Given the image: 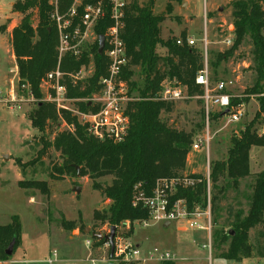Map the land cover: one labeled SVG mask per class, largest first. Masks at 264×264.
Wrapping results in <instances>:
<instances>
[{
    "label": "trees",
    "instance_id": "16d2710c",
    "mask_svg": "<svg viewBox=\"0 0 264 264\" xmlns=\"http://www.w3.org/2000/svg\"><path fill=\"white\" fill-rule=\"evenodd\" d=\"M156 2L147 0L141 4L138 0H126L122 39L129 64L123 78L128 82L130 95H135L139 100L128 103L130 124L127 136L121 143L95 139L88 133L87 127L80 124L70 112L62 111L59 116L54 104L43 101L40 89L42 80L57 68L59 61V32L52 19L53 14L57 11L59 15L68 18L70 11L75 8L77 15L72 21L73 30L81 25L85 8L100 3L106 14L93 28L97 36L94 47L83 50L78 57L67 54L60 64L61 71L67 74H76L91 63L94 66L92 75L77 86L66 81L69 98L91 99L99 91L100 80L107 75L108 59L104 54H98V39L105 36L112 26L111 0H84L78 7H73L75 0H18L11 7L13 14L22 16L10 33L20 85L29 86L37 101V108L29 116L32 126L44 133L48 121L55 123L62 118L74 127L72 133L60 132L53 141H48L43 135L39 160L51 148L59 152L62 165L54 166L53 171L60 177L78 174L81 178H88L93 189L101 192L107 200L106 209L94 211V221L109 229H126L125 226L129 224L128 234H132L136 222L150 217L146 209L133 206L135 187L138 184L142 185L147 195H151L158 180L187 176L195 179L196 184L192 188H180L173 199H185L190 209L198 206L205 208L206 205V177L187 174L195 133L171 127L162 116L172 112L174 104L157 100L165 81L186 87L192 97L202 95L196 77L205 66L204 52L200 46H188L185 34L181 37L183 46L176 44V38L162 39V24L166 15L155 13ZM230 14L235 27L233 45L224 53H216L211 65L214 69L218 68L234 56L248 39L252 57V84L245 90L243 97L233 98L231 104H245L254 96L259 101L260 109L251 124L230 139L227 160L213 162L210 166L215 226L212 246L218 254L217 258L240 263L254 256L264 257V170L255 178L246 215L238 210L232 222L220 224L219 212L226 194L230 190L238 191L240 181L251 176V150L264 147V136L258 135L256 128L264 115V0H234L230 3ZM81 31L84 32V28ZM160 49H164V53H160ZM134 68H139L140 82L133 81ZM77 106L82 112L97 111L88 103H78ZM222 115L223 112L217 113L213 119L218 121L223 118ZM197 127L198 130L202 129V125ZM107 177L112 178L110 185L99 183ZM52 178L59 180L53 175ZM19 186L25 191L38 190L49 198L46 181H22ZM60 227L65 232H72L76 229V223L62 216ZM21 232L22 226L17 216L12 217L10 224L0 225V263L12 258L13 255H6V250L15 240V253L21 242ZM252 232L255 233L254 238ZM126 237L130 238L129 235ZM95 241L100 246L106 244L105 240Z\"/></svg>",
    "mask_w": 264,
    "mask_h": 264
},
{
    "label": "rangeland",
    "instance_id": "374dc122",
    "mask_svg": "<svg viewBox=\"0 0 264 264\" xmlns=\"http://www.w3.org/2000/svg\"><path fill=\"white\" fill-rule=\"evenodd\" d=\"M16 1L18 0H0V87L3 88L4 99L8 98L7 92L12 82L15 88L18 86V79L14 73L17 65L13 58L10 39L12 29L22 18L11 11L12 4ZM83 1L75 0L73 7L80 6ZM138 1L143 4L147 0ZM232 1L234 0H157L155 13L166 15L161 37L164 40L175 37L178 39L183 34L186 39L193 37L196 46H200L204 52L207 50V65L212 87H215L218 81L233 80L235 85L229 93L237 98L243 97L245 90L252 84L249 40L247 39L234 56L224 61L218 68L214 69L211 65L216 53H224L233 45L227 44L228 39H234L235 31L230 14ZM96 40L97 36L92 28L88 31L81 50L94 47ZM164 51L159 50L160 53ZM92 68V63L83 68L85 70L83 76H89ZM133 71V81L140 82L139 68H134ZM40 89L44 100L47 97L46 89ZM19 93L21 92L16 90V94ZM36 103L37 101H31L10 105L0 102V225L10 224L12 217L17 216L22 226L21 242L12 256V261L16 264H50L49 260L52 259V264H109L104 256L99 257L100 254L93 252V249L96 250L100 245L90 234H82L84 229L89 228L92 231L95 226V231L92 232L109 235V228L105 230V226H101L93 219L94 211L108 207L107 200L101 192L93 189L88 178H81L78 174L60 177L54 172V166L62 165V158L53 148L39 160L38 152L42 149L43 135L48 141H53L58 133L68 131L69 125L62 118L55 123L48 121L45 132H39L32 126L29 118L37 108ZM173 104L172 112L163 114V120L175 129L195 133V138L202 136L204 118L200 100L193 98ZM241 105L244 112L240 122L230 124L227 118L211 122L213 140L209 159L205 153L193 154L187 165L188 175L204 177L208 164L211 166L213 162L227 160L230 139L238 136L250 125L260 109L259 101L254 96ZM198 125H202L201 130H198ZM69 127H72L73 132L74 127ZM256 128L258 135L264 136V115L261 116ZM263 170L264 147H254L250 152L251 176L240 181L238 191L230 190L226 194L220 204V224L232 222L238 210L247 214L255 178ZM52 175L60 177L59 180L52 178ZM31 180L46 181L49 186V198L38 190L25 191L20 188V182ZM111 182V177L99 181L102 185H110ZM74 188H80V193L74 191ZM211 192L214 193L212 187ZM62 216L76 223L73 235L72 232H64L60 227ZM79 226L82 228H77ZM129 229L120 227L117 233L121 232L125 237L129 235L134 243L140 242L142 252H149L157 247L163 253L174 254L180 261L185 255L180 254L179 250L186 248L204 253L207 258L206 264H264V257L257 256L240 263L217 258L218 254L213 250V246L211 252L202 248V243H208L205 233L204 240L200 241L192 237L197 231L178 232L175 223L168 229L163 224H152L144 228L135 223L132 234L131 232L128 234ZM72 236L77 238L69 240ZM254 236L255 233L252 232V238ZM87 241H93L92 246H88ZM160 241H167L169 246L160 247L158 245ZM54 252L57 253L56 259L53 258ZM9 261L0 264H9ZM110 264L116 263L111 259Z\"/></svg>",
    "mask_w": 264,
    "mask_h": 264
},
{
    "label": "built area",
    "instance_id": "2783aa9c",
    "mask_svg": "<svg viewBox=\"0 0 264 264\" xmlns=\"http://www.w3.org/2000/svg\"><path fill=\"white\" fill-rule=\"evenodd\" d=\"M126 5V0H111L110 19L112 26L106 32L103 51L108 59L107 75L100 80V89L91 99L69 98L66 81L69 80L72 86H77L79 82L87 80L92 75L94 66L90 69L89 76L85 77V75L83 76L85 71L83 68L76 74H67L61 71L60 64L62 58L67 54L75 57L81 55V45L87 37L88 31L105 17L104 7L100 3L88 5L82 16L81 25L73 30H71L73 27L72 21L77 15L75 8L70 11L68 18L59 15L57 11L53 14L52 19L59 32V46L57 48L59 61L57 68L46 75L40 86V88L46 89L47 97L43 100L44 102L54 104L59 115L62 111L70 112L78 119L80 124L87 127V131L91 136L103 142L121 143L124 141L130 124L127 115L128 103L139 100L135 95H130L128 82L123 78L124 70L129 64L126 47L122 39ZM205 19L207 20L206 15ZM81 28H84V32L81 31ZM176 44L183 46L184 42L181 38H178ZM186 44L193 47L196 46V41L188 38ZM227 44L231 45L232 41H227ZM204 58V69L196 77V84L201 87L202 95L192 97L186 87L165 81L157 100L166 103H175L193 98L200 100L203 105L204 134L194 139L189 157L196 153H205L209 159L210 146L213 140L211 122H215L213 116L229 110L228 115L223 119L227 118L230 124H236L240 122L244 110L242 105L232 106L231 104L234 97L229 93V90L235 85L233 80L218 81L215 87H212L207 65V50L204 52ZM14 73L18 79L17 89L14 82H12L7 92L8 98L4 99L3 88L0 87V102L15 105L36 101L30 92L29 86L20 85L18 69ZM16 90L21 93L16 94ZM78 103H88L89 106L97 108V111L82 112L77 106ZM67 128L68 131L72 132V127L67 126ZM204 177H206L207 182L205 208L198 206L190 209L185 199H173L180 188H192L196 184L195 179L187 176L158 180L151 195H147L142 189V185L138 184L135 187L133 206L146 209L150 217L148 220L136 223L144 228H148L152 224L175 223L181 225L185 231L204 232L208 243H203L202 248L211 252L214 223L211 204L210 164H208L207 174ZM86 244L92 246L91 241H87ZM106 245L110 247L108 244ZM53 258H57L56 252L53 253ZM176 260L174 254L163 253L157 247L149 252H142L141 247L122 233L117 234L114 239L113 261L116 264H160L175 262ZM49 263L52 264L53 260L50 259Z\"/></svg>",
    "mask_w": 264,
    "mask_h": 264
},
{
    "label": "crops",
    "instance_id": "0c3cea01",
    "mask_svg": "<svg viewBox=\"0 0 264 264\" xmlns=\"http://www.w3.org/2000/svg\"><path fill=\"white\" fill-rule=\"evenodd\" d=\"M14 4V3H13ZM12 4V5H13ZM175 38H177V37H175ZM188 38H192L193 39V37H188ZM163 39V38H162ZM164 40V39H163ZM167 40V39H166ZM227 41H232L233 42V39L231 40V39H228ZM13 58H14V56H13ZM16 69H18L17 68V66H16ZM13 71V70H12ZM224 118V117H223ZM223 118H221V119H223ZM190 158L191 157H189V159H188V163H190L189 161H190ZM261 173V172H260ZM69 221V220H68ZM172 224H169V226H165V225H163L166 229H168V228H170V226H171ZM176 226H177V230H178V232H187V231H185L184 230V228L181 226V225H179V224H176ZM77 228H80V226L79 227H77ZM129 229V224H127L126 225V229ZM104 229L106 230V229H108V227L107 226H105L104 227ZM125 229V230H126ZM85 230V229H84ZM110 230V229H109ZM64 231V230H63ZM65 232V231H64ZM75 231H72V233H71V235H73V233H74ZM80 232V231H79ZM84 234H86L85 232H83ZM82 233V234H83ZM204 232H200L199 233V231H197V233H195L194 235H192V237L194 238V239H198V240H200V241H202V240H204L203 239V236H204V234H203ZM117 234H121V232L119 233H117ZM123 234V233H122ZM88 235V234H87ZM81 236V235H80ZM80 236H78V237H80ZM207 237V236H206ZM73 238H77V237H69V240H72ZM92 238V237H91ZM92 240V239H91ZM193 241H195V240H193ZM193 241H192V243H193ZM92 242V244H93V241H91ZM170 242V241H169ZM179 242V241H178ZM87 243V242H86ZM203 244V243H202ZM136 245L137 246H139V247H141V243L140 242H138V243H136ZM160 247L161 246H165V245H167V246H169V244H168V242L167 241H165V242H163V241H160L159 242V244H158ZM194 245H196V244H194ZM181 250H179V253L180 254H183V255H185V256H183V259L181 258V260L180 261H178V260H176V263L175 264H206V261H207V258H206V256L204 255V253H201V252H198V251H196V250H193V249H186L185 248V250L184 249H182V248H180ZM93 252H96L97 253V255H99V257H101V256H104L105 257V259H106V261L110 264L111 263V250H110V247H108L106 244H104V245H101L99 248H97L96 250L95 249H93ZM177 254V253H176ZM108 257V258H107ZM228 261H230V260H228ZM234 262V261H233ZM236 263V262H235ZM9 264H16V262L15 261H12V258L10 259V261H9ZM223 264V263H222Z\"/></svg>",
    "mask_w": 264,
    "mask_h": 264
},
{
    "label": "water",
    "instance_id": "95a60500",
    "mask_svg": "<svg viewBox=\"0 0 264 264\" xmlns=\"http://www.w3.org/2000/svg\"><path fill=\"white\" fill-rule=\"evenodd\" d=\"M98 54L99 55H102L103 54V51H104V47H105V36H101L99 37L98 39ZM229 113V110H226L224 113H223V117L227 116ZM74 191H76L77 193H80V188H74L73 189ZM165 226H169V223H166ZM126 227V226H125ZM84 232L86 234H90L92 239L93 240H105L106 244H108L110 246V250H111V259H113V255H114V239L115 237L117 236V228L116 227H111L110 228V233L109 235H102V234H99V233H94L91 231V229L89 228H86L84 230ZM231 234L233 235V233L231 232ZM15 244H16V241L13 240L12 243L10 244V246L8 247V249L6 250V255L7 256H12L14 254V248H15Z\"/></svg>",
    "mask_w": 264,
    "mask_h": 264
}]
</instances>
